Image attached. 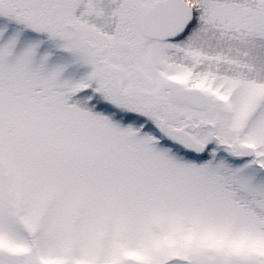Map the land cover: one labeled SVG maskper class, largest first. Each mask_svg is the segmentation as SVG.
I'll use <instances>...</instances> for the list:
<instances>
[{
  "label": "snow or ice",
  "instance_id": "6c2138e0",
  "mask_svg": "<svg viewBox=\"0 0 264 264\" xmlns=\"http://www.w3.org/2000/svg\"><path fill=\"white\" fill-rule=\"evenodd\" d=\"M0 264H264V0H0Z\"/></svg>",
  "mask_w": 264,
  "mask_h": 264
}]
</instances>
